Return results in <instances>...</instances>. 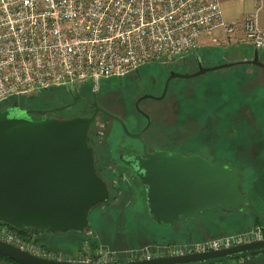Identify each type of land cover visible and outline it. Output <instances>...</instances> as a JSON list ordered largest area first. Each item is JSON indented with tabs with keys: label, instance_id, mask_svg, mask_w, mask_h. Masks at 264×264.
<instances>
[{
	"label": "built area",
	"instance_id": "built-area-1",
	"mask_svg": "<svg viewBox=\"0 0 264 264\" xmlns=\"http://www.w3.org/2000/svg\"><path fill=\"white\" fill-rule=\"evenodd\" d=\"M202 38L217 47L240 38L264 50V29L255 15L226 21L220 0H0V103L51 88L76 90L86 82L96 91L101 80L199 51ZM263 236L254 224L204 240L128 250V255L139 260L202 252ZM5 240L46 258L117 260V250L87 239L71 253Z\"/></svg>",
	"mask_w": 264,
	"mask_h": 264
},
{
	"label": "water",
	"instance_id": "water-1",
	"mask_svg": "<svg viewBox=\"0 0 264 264\" xmlns=\"http://www.w3.org/2000/svg\"><path fill=\"white\" fill-rule=\"evenodd\" d=\"M241 63L264 69L259 51L253 49L250 59L211 65L194 75L172 73L169 79ZM97 110L95 105L93 116ZM93 116L67 120L35 117L18 105L0 110V221L52 232L88 227L90 209L108 198L107 185L95 172L88 144ZM135 173L146 185L151 217L162 224L195 217L213 205L238 209L244 200L235 166L196 153L158 151L149 155L148 163H139ZM256 249H264V238L216 250L101 263L46 258L0 239V254L19 264H180Z\"/></svg>",
	"mask_w": 264,
	"mask_h": 264
},
{
	"label": "flooded vegetation",
	"instance_id": "flooded-vegetation-1",
	"mask_svg": "<svg viewBox=\"0 0 264 264\" xmlns=\"http://www.w3.org/2000/svg\"><path fill=\"white\" fill-rule=\"evenodd\" d=\"M225 62L238 61H222L216 56L201 58L197 55L188 54L182 58L165 63L172 64V66L164 67V69L150 73L144 76V78H141L139 72L136 71L124 76L123 79H119L114 84L109 85V88L103 87L102 90L87 91L85 95L81 94L78 89L67 90L65 88H54L44 90L38 92L44 95L43 104H37L35 107L30 106L26 108L21 105L18 99L9 98L3 101L5 106H1L0 110H10L13 106L18 105L21 108L28 109L35 117L67 120L74 117L93 116L96 105L98 110L93 116L89 126L88 144L92 149L95 172L105 181L108 188V198L96 205H108L111 201L117 200L120 197L122 192L121 189L123 188L122 184L126 185L129 189H134L135 186L133 182H137L144 187L146 196V185L139 180L135 171L139 163L143 165L148 163L149 155L158 151L179 152L181 154L196 153L209 161L230 163L235 166L239 172L238 166H243V164L240 162L236 163V160H234L236 155H231L229 153L228 155H220L221 149L227 151L231 149L229 140L226 138L223 139V136H221L222 139H219L218 135L221 133L228 137L233 134H240L243 129L238 126L245 127L248 125L249 131L254 130L253 134L259 132V134L255 135L258 137L264 134V122L261 124V120L255 119L256 122L254 125L247 124L246 122L239 123V121L233 123L225 121L216 124L219 121V118L216 117L219 116L220 111L222 113H224V111L228 113L230 107L228 101L221 102L220 106H208V104L204 106V104H202L199 112L202 117L197 119L195 118V114H198V112H194L193 114L190 110L181 111V98L173 101V103L170 102L173 116L169 118L165 115L168 104L163 101L169 96L171 90H177V94H179L182 89L188 90L191 88L190 90H192L199 86H209L213 83L217 85L219 84V80L224 84L225 80L228 78L218 73V71L225 70L226 68L208 71L187 78L172 77L169 79L172 73L194 75L201 68ZM116 90L121 91L119 94L120 97L118 99L111 98L109 95L111 93L114 94ZM226 99L228 98L226 97ZM147 101H151L153 104L148 105ZM239 105V103H233L232 107H236L235 111L244 110V108L239 107ZM214 115L217 116L214 117ZM129 116L134 117L133 125L128 123ZM187 119H193V123L187 124L185 122ZM120 120L125 124L129 134L123 130ZM203 121L205 122L203 123ZM107 124L110 126L113 125L116 128H114V130L118 137L114 143H110L109 140H107V132L102 135L100 131L96 130L97 126L105 129ZM110 126H107V128H110ZM249 135L252 136V134ZM101 136H103L102 139ZM216 138L217 140L215 141L214 139ZM262 138L264 139V135ZM240 154L241 152L239 155ZM132 196H134V191L132 192ZM243 202H241L238 210L241 208ZM215 206L221 208L218 205ZM221 209L229 211L234 208ZM195 217L189 216L184 221H177L170 225L175 226L182 224ZM257 220H259V216L256 217V221ZM1 227H6L10 231H14L19 235L21 234V236H25L29 234V232L34 236L64 234L71 231L79 232L76 230L52 232L46 228L40 229L33 226L16 228L0 221V228ZM176 227L177 226H175V228ZM261 227L264 235V226ZM178 232L181 236H185L186 238L193 236L192 230L186 232L181 228ZM0 239L4 240L1 237ZM193 241L196 240L189 239L183 242ZM154 242L156 241L149 242L143 239L140 240L141 244L131 246L130 249H135L149 243L151 245L148 246H154L152 245ZM260 259L261 261H259ZM263 260L264 249H256L214 257L204 261L180 264H262V262H264ZM120 261H132L128 255V247H126L124 251H118L117 260L114 262ZM2 263L17 264L14 260L0 254V264Z\"/></svg>",
	"mask_w": 264,
	"mask_h": 264
},
{
	"label": "rangeland",
	"instance_id": "rangeland-1",
	"mask_svg": "<svg viewBox=\"0 0 264 264\" xmlns=\"http://www.w3.org/2000/svg\"><path fill=\"white\" fill-rule=\"evenodd\" d=\"M223 46L225 49L222 48ZM234 47L235 46H231L228 43L220 47L212 46L211 48H201L199 51L196 49L189 55L198 53V56L201 58L210 56L218 57L222 55V53H226V51L241 50L244 52L245 56H252L250 47L246 45ZM165 63L169 62L141 66L138 70L140 77L144 78V76L150 73L162 70L167 66H172V64ZM218 73L228 77L224 84L219 80V84L217 85L213 83L212 85L199 86L192 90H190L191 88L188 90L182 89L179 94H177V90H171L169 96L163 100L168 104L165 115L169 118L173 116L170 102L173 103V101L179 98H181V111L190 110L193 114L194 112H198V114H195V118L197 119L202 117L201 113H199L202 104H204V106L207 104L208 106H220L221 102L228 101L230 103L228 113L226 111H224V113L220 111L219 116L214 115V117L217 116L216 118H219L216 124L225 121L229 123L239 121V123L246 122L247 124L254 125L256 122L255 119L261 120L260 122L263 124L264 69L251 64H240L228 67L225 70H220ZM119 79H123V77L101 80L97 91L102 90L103 87L109 88V85L114 84ZM78 90L81 94L85 95L87 91H91L90 84L88 82L83 83L78 86ZM120 93V90H116L114 94L111 93L109 96L118 99ZM43 97L44 95L37 92L30 95L13 97L12 99H18L21 105L27 108L30 106L35 107L37 104H43ZM226 97L228 99H226ZM147 102L148 105L153 104L151 101ZM233 103H239V107L244 108V110L235 111L236 107H232ZM1 106H5L4 102L0 103V107ZM192 120L193 119H187L185 122L187 124H192ZM204 122L205 121H203V123ZM128 123L133 125L134 117L129 116ZM107 126L110 125L107 124L105 129L97 126L96 130L100 131L102 135L107 132V140H109L110 143H114L118 137L114 130L115 127L111 125L110 128H107ZM238 127L243 129L240 134H233L235 136L230 135L227 137L219 133L218 138L222 139L221 136H223V139H228L231 149L229 151L221 149L220 155H228V153L236 155L237 157L235 156L234 158L236 163L240 162L243 164V166H238V169L242 179L241 190L245 193V199L239 210L232 209L224 211L213 205L202 211L195 218H191V220L185 221L182 224L175 225L177 226L175 228V226L172 225L158 223L151 217L148 212L144 187L137 182H133L135 186L134 189H129L126 185L122 184V192L117 200L111 201L108 205L101 204L92 207L88 213L89 224L84 231H71L64 234H44L38 236L31 235L29 232V234L21 236V234L19 235L14 231H10L6 227H1L0 237L4 240L13 238L16 241L25 242L23 244L26 246H28V244H34L35 246L49 251L62 253L75 252L80 248L85 239L92 244H100L117 251H124L126 247H128V250L136 251L135 249L151 245L149 243L135 249H130L131 246L141 244L142 242L140 243V240L143 239L149 242L156 241L152 243V245H163L170 242L182 243L189 239L204 240L230 232L241 231L254 224H258L256 223L257 216H259V220L257 221L260 223L258 225L264 226V139L262 138L264 134L257 137L255 135L259 134V132L253 134L254 130L249 131L248 125L245 127ZM249 134H252V136ZM102 137L103 136H101V139ZM214 140L216 141L217 138ZM240 152L241 154L239 155ZM133 191L134 196H132ZM181 228L186 232L192 230L193 236L190 238L181 236L178 232ZM259 261H261V259ZM262 264H264V262H262Z\"/></svg>",
	"mask_w": 264,
	"mask_h": 264
},
{
	"label": "crops",
	"instance_id": "crops-1",
	"mask_svg": "<svg viewBox=\"0 0 264 264\" xmlns=\"http://www.w3.org/2000/svg\"><path fill=\"white\" fill-rule=\"evenodd\" d=\"M220 6L222 15L226 21L239 23L246 15L254 14L258 26L261 29H264V0H220ZM235 41L236 42H231L229 44L235 47L238 45H246L253 50L248 43L241 41L240 38ZM211 47L212 45L208 38H202L200 40V49ZM222 48H224V46ZM228 52L229 51L222 53L218 58L222 61H243L251 58V56H245L244 52L241 50L231 51L233 53ZM260 60L264 62V50H262V53L260 54Z\"/></svg>",
	"mask_w": 264,
	"mask_h": 264
},
{
	"label": "trees",
	"instance_id": "trees-1",
	"mask_svg": "<svg viewBox=\"0 0 264 264\" xmlns=\"http://www.w3.org/2000/svg\"><path fill=\"white\" fill-rule=\"evenodd\" d=\"M200 50H201V49H200ZM260 52H262V50L259 51V57H260V54H261ZM245 65H247V64H245ZM51 89H54V88H51ZM48 90H49V89H48ZM256 223H259V221H256ZM14 262L17 263L16 261H14ZM17 264H18V263H17Z\"/></svg>",
	"mask_w": 264,
	"mask_h": 264
}]
</instances>
